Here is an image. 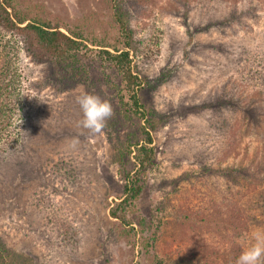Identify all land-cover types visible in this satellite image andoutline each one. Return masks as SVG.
I'll return each mask as SVG.
<instances>
[{"label": "rangeland", "instance_id": "rangeland-1", "mask_svg": "<svg viewBox=\"0 0 264 264\" xmlns=\"http://www.w3.org/2000/svg\"><path fill=\"white\" fill-rule=\"evenodd\" d=\"M0 3L86 45L56 62L0 29V66L20 74L28 109L15 148L0 154L2 262L236 264L264 233V0ZM102 50L129 53L155 151L126 223L109 210L146 122L125 112ZM83 93L113 106L98 135L78 126Z\"/></svg>", "mask_w": 264, "mask_h": 264}, {"label": "trees", "instance_id": "trees-1", "mask_svg": "<svg viewBox=\"0 0 264 264\" xmlns=\"http://www.w3.org/2000/svg\"><path fill=\"white\" fill-rule=\"evenodd\" d=\"M116 2L118 6L120 0H108ZM7 3H0V29L8 33H17L26 39L25 50L31 49L39 54L40 59L48 56L56 62H73L79 51L86 49L80 34L70 32V35L62 32L58 26L41 20L29 21L18 14H10ZM115 21L119 32L124 34L125 43H129L130 33L121 19L118 10L114 13ZM25 24L24 26H22ZM102 58L107 61L119 73L122 83L121 91L118 94L119 102L124 105L125 112L136 117L138 120H145V125L139 126L140 138L135 143L128 146L127 150L135 163V169L127 172L123 188V198L109 210L112 218L127 222L126 210L141 193L140 175L149 167L153 166L155 151L152 146L153 138L147 126L146 111L140 103L138 96L142 88V79L133 72L132 60L126 51H116L115 53L106 50L101 51ZM0 154L6 148H15L18 136L23 127V123L28 109L20 94L21 87L18 86L20 74L9 65L0 66ZM1 254V253H0ZM4 259L0 256V264H4ZM7 264H13L8 261Z\"/></svg>", "mask_w": 264, "mask_h": 264}, {"label": "clouds", "instance_id": "clouds-1", "mask_svg": "<svg viewBox=\"0 0 264 264\" xmlns=\"http://www.w3.org/2000/svg\"><path fill=\"white\" fill-rule=\"evenodd\" d=\"M82 118L78 126L92 135L102 133L107 121L114 116L112 104L99 95L83 93L76 97ZM78 141H73L75 145ZM254 243L245 248L236 260V264H264V233L254 234Z\"/></svg>", "mask_w": 264, "mask_h": 264}]
</instances>
